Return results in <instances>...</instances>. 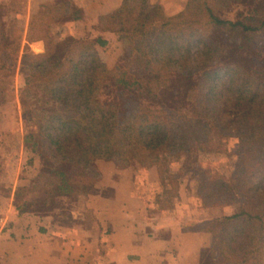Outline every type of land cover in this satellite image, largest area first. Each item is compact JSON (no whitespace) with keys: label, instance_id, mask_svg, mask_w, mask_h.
Here are the masks:
<instances>
[{"label":"rangeland","instance_id":"374dc122","mask_svg":"<svg viewBox=\"0 0 264 264\" xmlns=\"http://www.w3.org/2000/svg\"><path fill=\"white\" fill-rule=\"evenodd\" d=\"M17 2L23 3L22 0H17ZM83 2V0H55L34 20L32 36L45 40L47 45L45 55L51 53L60 60L75 54L71 47L74 40H80L82 43L80 50L76 53L77 56H82L90 45L89 42L101 39L105 42L104 46L94 44V50L98 53L97 64L99 67L101 65L117 75L127 72L129 78H135L144 84L150 78L154 80L149 88L154 95L158 96L154 111H159L160 122L167 124L172 130L177 126L186 125L187 131L181 133L180 137L187 142L189 138V148L194 147V150L188 153V147H185L176 151L173 156L168 157V163L159 168H144L136 161H126L121 157L112 162L117 169H130L135 176H143L150 189H154L155 192L158 190L161 192L164 186H168L171 195L166 197V206L170 205L172 196L180 190V181L183 180L184 183V180L190 179L192 186L186 193L188 204L196 206L198 203L204 208L203 215L219 217L221 222L214 221L208 231L218 239L219 243L227 244L226 242L232 238L236 228L232 227V223L223 221L224 217L232 216L240 206L247 212L256 214L258 196L254 193L253 186L261 183V192H264V184L260 182L261 178H264V130H254L253 138L245 139L246 143L241 150L242 140L238 138V131L243 128H251L255 122L253 117L244 123L241 121L242 125H234L220 132L214 129L208 136L199 134L198 127L188 129L190 121L193 122L192 125H195L196 120H199L198 118L188 120V115H191L192 112L189 111L192 110V107L188 101V81L173 76L174 71L178 70L176 64L171 65L166 61L156 62L153 46L162 33L168 34L173 39V36L177 35L176 32L182 30L183 37L180 36L177 42L186 47L192 36L194 40H197L198 37L209 36L214 39L217 48H220V52L215 50L214 56L212 55L213 61L208 62L209 69H224L229 66V60H234V64L244 70H251L252 77L263 81L264 0H123L119 10L102 17L100 21L91 23L79 38L62 37V40L56 42V23H64L71 19V14L78 9L76 4ZM68 4L70 7L66 8ZM87 4H89L91 16L93 11L96 13L100 1L95 0L87 2ZM62 5L64 10L58 13L59 6ZM209 9L218 18L225 21L243 22L247 20L248 22L253 19L250 23L258 30L246 35L228 29L213 32L210 29L212 26L208 24ZM5 11L6 8H0V23L1 20L3 21L0 24V34H8L13 46L7 52L9 55L0 53V192L5 193L9 189L8 186L16 185L14 182L19 181L17 183V206L23 207L24 204H29L34 211H41L48 207L57 210L62 207L76 206L83 194H93L98 191L95 186L102 177L100 165L98 167L96 161H89L86 164L79 163L80 159L71 161L72 158L70 161L62 162V158L55 155V146H51L46 138V134L50 133L52 129L48 127V123L44 126L47 128H41L40 119V116L43 115L42 109L46 106L45 102L47 99L50 100L44 89V86L50 83L49 78L38 76L40 72L36 70V64L41 63V60L34 58L39 55L27 54L22 67H19L18 55L15 52L18 48L17 39L20 36V31L12 20L3 18ZM139 25L146 27L145 34H148L150 38L154 34L150 41L151 44H147L149 51L145 59L140 57L142 51H137L136 39H139L141 34L136 32L135 38H137L134 41L126 39L128 31L138 28ZM200 44L198 50L202 51L203 45ZM238 46H241L242 49L238 50ZM158 48L160 47L158 46ZM71 50L73 54H69ZM232 50L235 51L233 59H231ZM191 52L193 55L197 54L196 45H192ZM197 61L202 64L200 59ZM87 67L89 70L91 64H88ZM156 77H159L160 80ZM236 81L239 82L240 79L237 78ZM99 92V94L96 93L95 99L100 102L107 100L101 93L102 91ZM258 94L254 103L255 109L260 107V98L264 99V91L258 90ZM109 96H111V101L115 100L114 94L111 93ZM140 97L143 99V96ZM235 97V88H230V86L224 90L221 85H218L212 98L205 97L204 93L199 91L194 94L197 104L196 112L202 118L206 114L204 109L208 107L210 118L217 119L224 124L232 120L235 114L244 110V106L240 109L234 107ZM143 102L145 101L143 100ZM51 105L49 102L47 108L53 109ZM164 108L171 111H165ZM119 109L121 112L125 111L126 104L124 105L121 101ZM261 110L264 112V105ZM46 114L52 115L50 110ZM167 114H171L170 118ZM32 134L34 135L33 142L30 140L27 142L26 138ZM36 141L41 143L37 149L46 154L45 161L40 159L36 151H33V143ZM199 150L205 151L196 157ZM91 158L94 157L91 156ZM42 167H44L43 174H41L42 171L40 172ZM154 169L155 171H153ZM52 170L66 174L64 180L67 182V186L72 189L70 196H67L66 199L59 198L62 191L57 188L62 184V179ZM238 177L240 182H238ZM145 180L143 179L144 182H146ZM222 183L235 184L238 189L244 192V195L236 197L237 202L233 205L229 203V199L226 200L223 195L224 191L221 196L215 198L220 188L219 185ZM206 194L212 197L208 199L205 197ZM43 203L47 207H43ZM245 226H242L243 229L251 234L252 225L246 222ZM262 234L263 237L254 241L242 238L238 244L244 245L243 248L236 247L237 245L231 249L222 247L223 251L225 250L224 257L214 252L211 258V253L208 250L203 254V263L214 261L216 264H264V230ZM224 258L227 260L224 261Z\"/></svg>","mask_w":264,"mask_h":264},{"label":"trees","instance_id":"16d2710c","mask_svg":"<svg viewBox=\"0 0 264 264\" xmlns=\"http://www.w3.org/2000/svg\"><path fill=\"white\" fill-rule=\"evenodd\" d=\"M69 7L70 4L66 8ZM59 9L60 11L58 13L64 10V6H59ZM209 13L208 24L212 26L210 29L213 32L228 29L246 35L255 33L258 30L257 27H254L250 23L253 19L248 20V22L247 20L243 22L225 21L218 18L210 9ZM79 14L80 10L76 9L71 14V19L78 20L80 18ZM2 23L3 21L1 20L0 24ZM145 29L146 27L144 25H139L138 28L128 31L126 38L134 41L137 38H135L136 32L141 34V37L136 39L138 45L137 51H142L140 57L144 59L147 57L149 51L147 44L150 43L152 36H154L152 34L150 38L148 34H145ZM176 34L178 36H173V39L166 33H162L157 38L155 42L156 47L154 48L155 45L153 46V50H155L154 58H156V62L166 61L168 64L171 63V65L176 64L178 70L174 71L173 76H176L180 80L188 81V101L192 107V110H189L192 112L191 115H188V120L199 119L196 120L195 125H192L193 122L190 121L188 123V129H196L198 127L199 134L208 136L211 135L214 129L220 132L234 125H242V122L244 123L253 117L255 122L251 128H243V130L238 131V138L242 140L240 144L242 150L247 138H253L254 130H264V112L261 110L264 105V99L260 98V107L257 109L254 108V103L259 95L258 90L264 91V80L262 81L252 77L250 75L251 70L247 71L237 66L234 64V60H229V66L224 69H209L207 65H209L208 62L211 63L213 61L215 50L216 52H220V48H217L214 39L207 36L198 37L197 40H194L192 36L188 40L186 47L177 42L180 36L183 37L182 30L177 31ZM1 35L5 43L10 47L13 46L10 43L11 38L6 33ZM17 42L18 51L20 48V37L17 39ZM89 43L90 45L86 48L87 53L84 52L82 56L76 55L82 43L80 40H74L71 47L75 54H73L72 50L69 51V54L73 55H69L64 60H60L51 53L34 58L41 60V63L36 64V70L40 72L38 76L49 78L50 81L49 84L44 86L45 94L50 100L47 99L46 102L44 101L46 106L42 109L43 115L40 116V119L42 124L41 128H47L44 126L48 123V127L52 129L50 133L46 134V138L51 146H55V155L62 158V162L70 161V158H72L71 161H75V159L78 161L80 159L79 163L84 162V164L89 161L103 159L114 161L116 159L118 160V157H121L126 159V161H136L144 168L150 169L154 167L159 168L161 165L167 164L168 157L173 156L176 151L182 150L185 147H188V153H191L194 147L189 148L190 139L188 138L187 142V140L180 137L181 133L187 131L186 125L177 126L172 130L167 124L165 125L160 122L159 111H154L158 96L156 94L154 95L149 88L154 80L150 78L144 84L140 80L137 81L135 78H129L127 72H122L120 75H117L111 70L109 71L105 67H101V65L99 67V64H97L98 53L94 50V44L104 46L105 42L97 39L95 42L91 41ZM199 44L203 45L202 51L198 50L200 49ZM192 45H196L197 47L196 55H193L191 52ZM237 48L238 50L242 49L241 46ZM231 52V59H233L235 51L232 50ZM4 55L7 58L8 54ZM140 57L139 59H141ZM198 59L202 61V64L197 61ZM186 63L188 67H186ZM204 63L206 64L204 65ZM88 64H91L89 70L87 67ZM180 73L181 75H179ZM159 77H156V79L160 80ZM237 78L240 79L239 82L236 81ZM218 85H221L224 90H226L227 86L235 88L236 97L234 99V107L240 109V107L244 106L242 112L235 114L232 120L224 124L217 119L210 118L211 115L208 114V107L204 109L206 114L200 118V115L196 112L197 104L194 100V94H197L199 91L200 93H204L205 97L212 98L213 92ZM99 91H102L101 93L107 98L104 102L95 99V95L97 92L99 94ZM111 93L115 95L114 101L110 100L111 96L109 95ZM140 96H143V99ZM121 101L124 105L126 104V109L123 112L119 109ZM49 102H51L53 109L47 108ZM49 110L52 113L50 116L46 114ZM165 111L170 112L171 110L165 109ZM167 115L170 118L171 114ZM182 117L184 118V116ZM33 139L34 135L32 134L26 138V141L29 142L30 140L33 142ZM40 144L37 141L34 142L33 151H36L40 159H44L45 161L46 154L37 149L41 146ZM204 151H196V157ZM91 156L94 158H91ZM43 168L41 174L44 172ZM52 172H55L62 179V184L57 189L59 191H69L70 187L67 186V182L64 180L66 174L57 172L56 170H52ZM261 179L260 182L264 184V178ZM238 182H240V179ZM260 185L261 183H257L253 186L254 193L258 196L256 214L247 212L240 206L238 211L232 216L224 217L223 221L232 223V227L236 228V230H234L232 238L225 245L224 242L219 243L218 239L213 237V242L209 249L211 258L214 252L224 257L225 250L223 251L222 247H227V249L230 247L231 249L237 245L236 247L243 248L244 245L238 244L242 238H249V240L254 241L259 237H263L264 192H261L262 188ZM219 186L220 188L215 198L221 196L224 191L223 195L226 200L229 199L231 205L237 202L236 197L244 195V192L238 189L235 184L222 183ZM205 197L209 199L212 196L206 194ZM215 222L221 221L217 219ZM246 222L252 225L251 228H253V231L251 234H248L249 232L247 233L242 227L243 225L246 227ZM246 254L248 253L246 252ZM223 260L226 261L227 258ZM203 264H216V262L212 261Z\"/></svg>","mask_w":264,"mask_h":264},{"label":"crops","instance_id":"0c3cea01","mask_svg":"<svg viewBox=\"0 0 264 264\" xmlns=\"http://www.w3.org/2000/svg\"><path fill=\"white\" fill-rule=\"evenodd\" d=\"M22 1L0 0V8H6L3 18L20 31V48L15 52L20 68L27 54H46L45 40L32 36V27L55 0ZM83 1L76 4L78 20L56 23V42L79 38L91 23L116 12L123 2L99 0L91 17L87 2L95 0ZM0 39V53H7L11 47L1 34ZM96 162L103 166L98 191L83 194L76 206L41 211L29 204L17 206L19 181L0 192V264H203L202 256L213 242L209 227L219 217L203 215L198 203L188 204L190 179L180 181V190L166 206L168 186L155 192L132 170L117 169L112 161ZM71 190L62 191L59 198L66 199Z\"/></svg>","mask_w":264,"mask_h":264}]
</instances>
